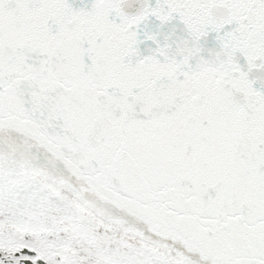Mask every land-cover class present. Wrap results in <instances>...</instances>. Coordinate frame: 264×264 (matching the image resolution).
<instances>
[{
    "label": "snow or ice",
    "instance_id": "obj_1",
    "mask_svg": "<svg viewBox=\"0 0 264 264\" xmlns=\"http://www.w3.org/2000/svg\"><path fill=\"white\" fill-rule=\"evenodd\" d=\"M0 264H264V0H0Z\"/></svg>",
    "mask_w": 264,
    "mask_h": 264
}]
</instances>
